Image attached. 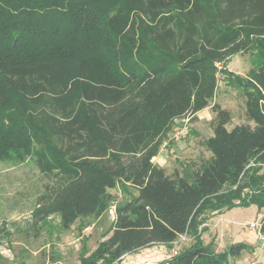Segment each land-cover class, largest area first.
<instances>
[{"label": "trees", "instance_id": "trees-1", "mask_svg": "<svg viewBox=\"0 0 264 264\" xmlns=\"http://www.w3.org/2000/svg\"><path fill=\"white\" fill-rule=\"evenodd\" d=\"M236 55L250 59L245 77L225 68ZM219 73L241 89L252 125L226 129L231 115L213 103ZM208 107L212 136L199 145L210 156L170 174L153 164L175 122ZM26 157L58 180L35 224L57 217L68 231L114 206L80 264L172 249L181 236L189 244L162 264L248 252H217L202 234L215 214L264 210V0H0V161Z\"/></svg>", "mask_w": 264, "mask_h": 264}, {"label": "rangeland", "instance_id": "rangeland-1", "mask_svg": "<svg viewBox=\"0 0 264 264\" xmlns=\"http://www.w3.org/2000/svg\"><path fill=\"white\" fill-rule=\"evenodd\" d=\"M221 68L223 67L219 66ZM225 68L235 76L245 77L251 68V62L248 56L236 55ZM213 103L230 113L231 122L226 126L228 131L248 123L244 118V97L241 89L221 73L218 74ZM197 119L195 116L194 122L178 120L162 145L160 157L159 154L157 156L163 161L167 173L180 170L186 162L207 159L210 156L199 145L201 136L193 135L191 128L196 123L201 134L208 138L211 132L210 122H198ZM176 134H179L178 140L174 139ZM259 174H264V165ZM57 186L58 180L44 176L32 158L26 157L22 162L0 161V264H80V257L90 254L102 240L113 219L109 214L114 209L113 205L100 218L79 220L68 231L61 230L57 217H51L41 224L33 222L31 213L38 198L51 194ZM129 193L134 195L133 192ZM108 194L115 204H121L128 199L119 188L108 190ZM229 215L225 219H233L237 223H260L262 217L254 206L250 210L237 208ZM245 225L243 228L248 231ZM237 228L241 229V226ZM252 236L243 239L246 243L253 244ZM188 244L189 240L186 238L185 241L173 245L172 249L154 245L123 256L117 264H162L174 256V252H179Z\"/></svg>", "mask_w": 264, "mask_h": 264}, {"label": "crops", "instance_id": "crops-1", "mask_svg": "<svg viewBox=\"0 0 264 264\" xmlns=\"http://www.w3.org/2000/svg\"><path fill=\"white\" fill-rule=\"evenodd\" d=\"M195 116L198 118L197 119L198 122L201 120L204 123H209L213 118L210 112V107L202 110L201 112L197 113ZM177 122L178 121H176L175 123ZM191 128L199 136H201V138L207 139V137H204L201 134V131L197 128L196 123H194ZM211 136H212V131L209 133L208 138ZM159 157L156 156L155 158H153L152 162L158 167L164 168L163 161L159 159ZM251 208H253V206L249 208H244V210H250ZM236 209L237 208L231 209L229 211H223L220 214L213 215V218L210 219L205 225L206 231L202 234L203 243L208 244L210 241H214L217 252H223L227 247L231 245L237 243H243L247 245L250 248V250L248 252L242 253L241 256L238 258L230 259L228 264H264V248L262 247L261 242L258 240L257 235L255 234V232L251 230L247 231L244 230L243 228L244 224H247L248 221H246L245 223H237L233 219H225L226 215L230 216L229 214ZM257 211L259 212V216H262L264 210L257 209ZM112 220L110 224L112 223ZM238 226H241V229H239L240 227L237 228ZM250 235H253L252 236L254 239L253 244L246 243V241L243 239V238H247Z\"/></svg>", "mask_w": 264, "mask_h": 264}, {"label": "built area", "instance_id": "built-area-1", "mask_svg": "<svg viewBox=\"0 0 264 264\" xmlns=\"http://www.w3.org/2000/svg\"><path fill=\"white\" fill-rule=\"evenodd\" d=\"M178 137H179V134H176L174 136V139L175 140H178ZM109 214L112 215V216H114V209H113V211H109ZM245 227H247V229L255 232V234L257 235L258 240L261 242L262 247L264 248V235L261 234V232H260V223L251 221V222H248L245 225ZM185 240H186V237L185 236H181L179 238V240L174 243V245L177 244V243H179L180 241H185ZM173 254L176 255L177 252H174Z\"/></svg>", "mask_w": 264, "mask_h": 264}]
</instances>
